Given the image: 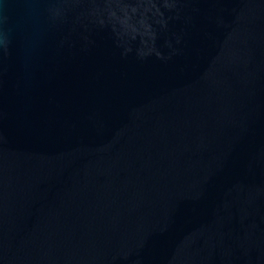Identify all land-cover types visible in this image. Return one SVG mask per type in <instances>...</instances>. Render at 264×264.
I'll return each instance as SVG.
<instances>
[{"label":"water","instance_id":"water-1","mask_svg":"<svg viewBox=\"0 0 264 264\" xmlns=\"http://www.w3.org/2000/svg\"><path fill=\"white\" fill-rule=\"evenodd\" d=\"M0 264H264V0H0Z\"/></svg>","mask_w":264,"mask_h":264}]
</instances>
